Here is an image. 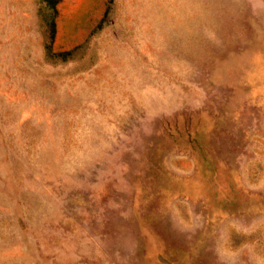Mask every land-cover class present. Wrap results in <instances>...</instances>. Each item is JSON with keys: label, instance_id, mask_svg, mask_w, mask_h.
Instances as JSON below:
<instances>
[{"label": "rangeland", "instance_id": "obj_1", "mask_svg": "<svg viewBox=\"0 0 264 264\" xmlns=\"http://www.w3.org/2000/svg\"><path fill=\"white\" fill-rule=\"evenodd\" d=\"M0 264H264V0H0Z\"/></svg>", "mask_w": 264, "mask_h": 264}]
</instances>
